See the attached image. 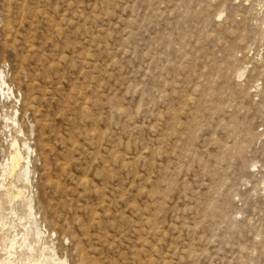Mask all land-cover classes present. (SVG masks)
<instances>
[{
  "label": "rangeland",
  "instance_id": "374dc122",
  "mask_svg": "<svg viewBox=\"0 0 264 264\" xmlns=\"http://www.w3.org/2000/svg\"><path fill=\"white\" fill-rule=\"evenodd\" d=\"M12 241L264 264V0H0V264Z\"/></svg>",
  "mask_w": 264,
  "mask_h": 264
},
{
  "label": "bare ground",
  "instance_id": "6f19581e",
  "mask_svg": "<svg viewBox=\"0 0 264 264\" xmlns=\"http://www.w3.org/2000/svg\"><path fill=\"white\" fill-rule=\"evenodd\" d=\"M3 84H5V85L7 84V82L5 81V79L3 80ZM12 144L15 146L17 144V140L15 139ZM23 159L24 158H23V155H22L21 151L17 148L16 151L11 155V158H10V161H9V166L6 169L7 172H9V174H11V175H13L15 173H18V171H19V173L17 174L18 175V180L19 181L21 180L22 182H24L26 179H28V178H26L27 177L26 175H28L27 174V170H25L24 166L21 165V161ZM24 178H25V180H24ZM27 181H29V180H27ZM27 181H25V182H27ZM22 194H23V192H22V188H21V189L17 190V195L16 194L15 195L12 194L11 196H12V199H15L16 197H20ZM29 210H30L29 211V216L31 217V216H33V212H32L33 207L31 206V204H29ZM40 235H41V233L40 232H37V236H40ZM15 245H17V242L16 241H12L11 242V247L9 248V251H8L9 256L7 258L5 257L4 258V261L2 260L3 261V264H4V262H5V264H11L13 262L12 259L14 258V254H15V251L13 252V249H14V247L16 248ZM59 263L58 262H54V264H59ZM39 264H48V263L43 261V262H41ZM63 264H64V262H63Z\"/></svg>",
  "mask_w": 264,
  "mask_h": 264
}]
</instances>
